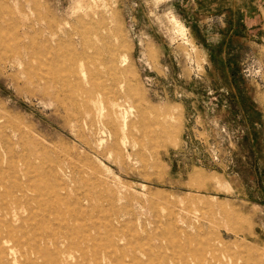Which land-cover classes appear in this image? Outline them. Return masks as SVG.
Listing matches in <instances>:
<instances>
[{
	"label": "rangeland",
	"instance_id": "1",
	"mask_svg": "<svg viewBox=\"0 0 264 264\" xmlns=\"http://www.w3.org/2000/svg\"><path fill=\"white\" fill-rule=\"evenodd\" d=\"M236 6L0 0L18 264H264V11Z\"/></svg>",
	"mask_w": 264,
	"mask_h": 264
},
{
	"label": "bare ground",
	"instance_id": "2",
	"mask_svg": "<svg viewBox=\"0 0 264 264\" xmlns=\"http://www.w3.org/2000/svg\"><path fill=\"white\" fill-rule=\"evenodd\" d=\"M6 216H10V213L1 212L0 220L2 223L1 224L2 227H0V234L4 232L6 237L5 236L0 237V264H18V258L22 257L23 253L22 255L19 254L15 248L19 243H17V241L14 240L12 241L8 238V236L12 231V226H11V218H8L7 222L3 220V218H5Z\"/></svg>",
	"mask_w": 264,
	"mask_h": 264
},
{
	"label": "crops",
	"instance_id": "3",
	"mask_svg": "<svg viewBox=\"0 0 264 264\" xmlns=\"http://www.w3.org/2000/svg\"><path fill=\"white\" fill-rule=\"evenodd\" d=\"M206 5H209V3L213 7H217L222 9H230L234 4H237L236 10L245 12H251L253 13H259L263 15L264 11V3L261 0H203ZM218 10V9H217ZM260 16V15H259Z\"/></svg>",
	"mask_w": 264,
	"mask_h": 264
}]
</instances>
